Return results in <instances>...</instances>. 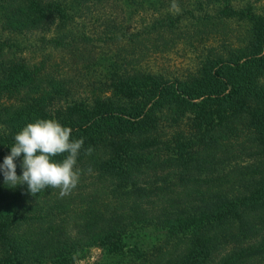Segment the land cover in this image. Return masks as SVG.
I'll return each mask as SVG.
<instances>
[{"label": "trees", "instance_id": "obj_1", "mask_svg": "<svg viewBox=\"0 0 264 264\" xmlns=\"http://www.w3.org/2000/svg\"><path fill=\"white\" fill-rule=\"evenodd\" d=\"M176 2L0 0V164L84 138L68 196L0 174V264H264V0Z\"/></svg>", "mask_w": 264, "mask_h": 264}, {"label": "clouds", "instance_id": "obj_2", "mask_svg": "<svg viewBox=\"0 0 264 264\" xmlns=\"http://www.w3.org/2000/svg\"><path fill=\"white\" fill-rule=\"evenodd\" d=\"M171 9L180 12L176 0ZM72 129L55 119H37L28 123L14 136L10 153L0 164V174L9 187L27 185L28 193L36 196L46 188L59 189L61 198L68 196L77 187L82 170L77 160L84 145V138L73 139ZM91 147L85 150L90 155ZM22 174H16V159L21 157ZM63 156L61 161L54 158ZM91 171V169H89Z\"/></svg>", "mask_w": 264, "mask_h": 264}, {"label": "rangeland", "instance_id": "obj_3", "mask_svg": "<svg viewBox=\"0 0 264 264\" xmlns=\"http://www.w3.org/2000/svg\"><path fill=\"white\" fill-rule=\"evenodd\" d=\"M260 6L264 7V3L260 4ZM189 53L186 51H176L174 54L169 55V57L166 59L157 60V63H163L164 66L168 67L170 70H173V68H177L179 64L186 63V59L188 58ZM188 60V59H187ZM166 61V62H165ZM102 253L98 249H91L87 254H84V256L80 259V262L78 264H94L102 259Z\"/></svg>", "mask_w": 264, "mask_h": 264}]
</instances>
